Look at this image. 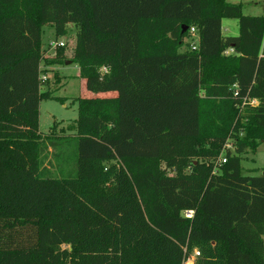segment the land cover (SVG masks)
Instances as JSON below:
<instances>
[{"label": "trees", "instance_id": "obj_1", "mask_svg": "<svg viewBox=\"0 0 264 264\" xmlns=\"http://www.w3.org/2000/svg\"><path fill=\"white\" fill-rule=\"evenodd\" d=\"M243 7L0 0V264H187L195 249L193 264H264V174L241 165L264 142V13ZM69 24L96 96L72 99L75 173L59 178L39 116L42 100L67 101L42 90L67 57L46 54L42 29Z\"/></svg>", "mask_w": 264, "mask_h": 264}, {"label": "rangeland", "instance_id": "obj_2", "mask_svg": "<svg viewBox=\"0 0 264 264\" xmlns=\"http://www.w3.org/2000/svg\"><path fill=\"white\" fill-rule=\"evenodd\" d=\"M231 2H242L244 13L259 15L264 13V0H230ZM68 34L57 36L52 25H45L42 29V44L46 48L47 55L55 56L56 44L65 45L67 60L70 61L73 52L76 27L69 24ZM222 32L224 35H237L239 32L238 20L224 18L222 21ZM53 46V47H51ZM185 49V48H183ZM66 60V61H67ZM61 65L59 84L54 83L56 78L51 72L52 82L44 84L42 90L49 88L55 91L56 95L67 98L65 103L55 99H45L40 103L39 129L48 134L54 141L59 143L57 148H49L45 151L42 160L43 167L48 174L53 177H68L75 173L76 140L72 136L76 132L75 119L78 116V104L73 102L75 97H92L95 94L89 92L84 84V80L79 76V66L76 63H66ZM59 68V66H57ZM54 81V82H53ZM111 96L112 93H100L98 96ZM241 165L243 173L262 175L264 174V142L257 148L256 152L249 151L243 155Z\"/></svg>", "mask_w": 264, "mask_h": 264}, {"label": "built area", "instance_id": "obj_3", "mask_svg": "<svg viewBox=\"0 0 264 264\" xmlns=\"http://www.w3.org/2000/svg\"><path fill=\"white\" fill-rule=\"evenodd\" d=\"M187 41L190 43V46H191L192 49H195L198 46V43H199V35H198V32H197V30H196L195 27H192L191 28V30H190V36L187 39ZM60 45H63V44L62 43H59V44H56L54 47L57 48ZM51 47H53V46H51ZM42 78L45 79L46 76L45 75H42ZM223 161H225V159ZM192 214H193V211L192 210H189V211L186 212V216L187 217H191ZM199 255H200V252L197 249H195L193 251V253L188 256V258L186 260V263L187 264H193Z\"/></svg>", "mask_w": 264, "mask_h": 264}, {"label": "crops", "instance_id": "obj_4", "mask_svg": "<svg viewBox=\"0 0 264 264\" xmlns=\"http://www.w3.org/2000/svg\"><path fill=\"white\" fill-rule=\"evenodd\" d=\"M228 1H230V0H228ZM231 2V1H230ZM236 3H239V2H236ZM57 66H59V68L57 67ZM61 65L60 64H58V65H54V66H50L49 68L50 69H52V70H57V71H61ZM51 74V73H50ZM79 75H80V70H79V73H78Z\"/></svg>", "mask_w": 264, "mask_h": 264}, {"label": "water", "instance_id": "obj_5", "mask_svg": "<svg viewBox=\"0 0 264 264\" xmlns=\"http://www.w3.org/2000/svg\"><path fill=\"white\" fill-rule=\"evenodd\" d=\"M187 29V27H184V30H186ZM66 63L68 64V63H70V61L69 60H67L66 61Z\"/></svg>", "mask_w": 264, "mask_h": 264}]
</instances>
